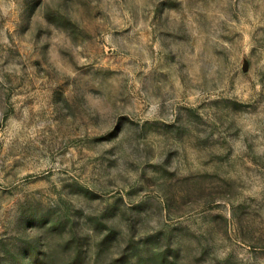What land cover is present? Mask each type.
Here are the masks:
<instances>
[{
  "label": "clouds",
  "instance_id": "clouds-1",
  "mask_svg": "<svg viewBox=\"0 0 264 264\" xmlns=\"http://www.w3.org/2000/svg\"><path fill=\"white\" fill-rule=\"evenodd\" d=\"M0 264H264V0H0Z\"/></svg>",
  "mask_w": 264,
  "mask_h": 264
}]
</instances>
